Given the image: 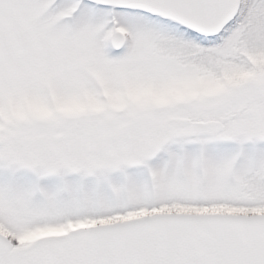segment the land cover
Instances as JSON below:
<instances>
[{"label": "snow or ice", "instance_id": "snow-or-ice-1", "mask_svg": "<svg viewBox=\"0 0 264 264\" xmlns=\"http://www.w3.org/2000/svg\"><path fill=\"white\" fill-rule=\"evenodd\" d=\"M0 264H264V0H0Z\"/></svg>", "mask_w": 264, "mask_h": 264}]
</instances>
